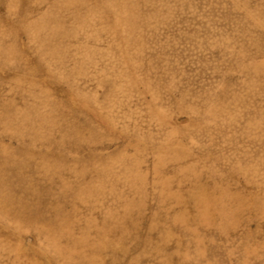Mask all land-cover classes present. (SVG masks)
<instances>
[{"label":"rangeland","instance_id":"374dc122","mask_svg":"<svg viewBox=\"0 0 264 264\" xmlns=\"http://www.w3.org/2000/svg\"><path fill=\"white\" fill-rule=\"evenodd\" d=\"M0 264H264V0H0Z\"/></svg>","mask_w":264,"mask_h":264}]
</instances>
